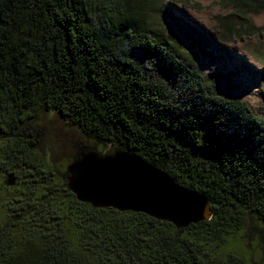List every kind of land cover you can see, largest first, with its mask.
I'll return each mask as SVG.
<instances>
[{
  "label": "trees",
  "instance_id": "obj_1",
  "mask_svg": "<svg viewBox=\"0 0 264 264\" xmlns=\"http://www.w3.org/2000/svg\"><path fill=\"white\" fill-rule=\"evenodd\" d=\"M165 1L0 0V264H240L223 258L246 224L264 225V119L199 71ZM221 2V41L264 31L249 20L264 0ZM42 113L96 143L72 161L98 145L134 153L205 196L210 220L179 231L78 202L38 152Z\"/></svg>",
  "mask_w": 264,
  "mask_h": 264
},
{
  "label": "rangeland",
  "instance_id": "obj_2",
  "mask_svg": "<svg viewBox=\"0 0 264 264\" xmlns=\"http://www.w3.org/2000/svg\"><path fill=\"white\" fill-rule=\"evenodd\" d=\"M164 7L170 16L168 33L178 40L182 49L193 47L199 71L205 77H223L219 84L221 95L240 98L253 114L264 119V62L252 55V49L255 55V50L264 55V31L241 40L223 42L216 19L231 12L221 0H166ZM249 20L255 29H264V13L250 15ZM32 130L41 138L39 154H44L50 165L63 171L72 162L77 143L96 144L53 113H42ZM115 149L110 144L96 147L100 155H110ZM227 247L223 259L233 254L241 260L240 264H264V225L246 224L228 241Z\"/></svg>",
  "mask_w": 264,
  "mask_h": 264
},
{
  "label": "water",
  "instance_id": "obj_3",
  "mask_svg": "<svg viewBox=\"0 0 264 264\" xmlns=\"http://www.w3.org/2000/svg\"><path fill=\"white\" fill-rule=\"evenodd\" d=\"M67 189L93 209L142 214L183 231L212 216L208 199L178 186L163 171L129 151L81 154L66 167ZM13 184L14 179L8 178Z\"/></svg>",
  "mask_w": 264,
  "mask_h": 264
}]
</instances>
